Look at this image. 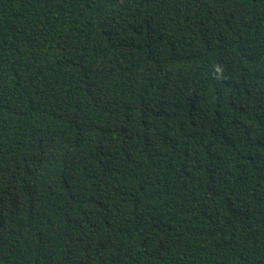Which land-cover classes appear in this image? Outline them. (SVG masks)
Listing matches in <instances>:
<instances>
[{
    "label": "trees",
    "instance_id": "16d2710c",
    "mask_svg": "<svg viewBox=\"0 0 264 264\" xmlns=\"http://www.w3.org/2000/svg\"><path fill=\"white\" fill-rule=\"evenodd\" d=\"M0 264H264V0H0Z\"/></svg>",
    "mask_w": 264,
    "mask_h": 264
}]
</instances>
